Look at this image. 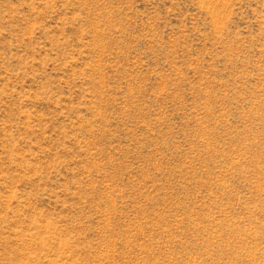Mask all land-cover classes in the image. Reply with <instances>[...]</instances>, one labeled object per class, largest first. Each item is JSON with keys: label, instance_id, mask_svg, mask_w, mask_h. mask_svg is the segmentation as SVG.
Returning a JSON list of instances; mask_svg holds the SVG:
<instances>
[{"label": "rangeland", "instance_id": "1", "mask_svg": "<svg viewBox=\"0 0 264 264\" xmlns=\"http://www.w3.org/2000/svg\"><path fill=\"white\" fill-rule=\"evenodd\" d=\"M0 264H264V0H0Z\"/></svg>", "mask_w": 264, "mask_h": 264}]
</instances>
